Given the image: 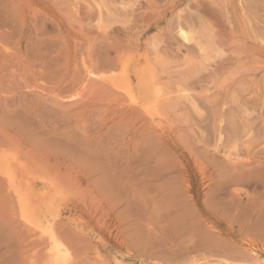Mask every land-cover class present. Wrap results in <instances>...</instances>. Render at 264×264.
Segmentation results:
<instances>
[{
  "label": "rangeland",
  "instance_id": "374dc122",
  "mask_svg": "<svg viewBox=\"0 0 264 264\" xmlns=\"http://www.w3.org/2000/svg\"><path fill=\"white\" fill-rule=\"evenodd\" d=\"M2 153L70 257L0 173V264H264V0H0Z\"/></svg>",
  "mask_w": 264,
  "mask_h": 264
},
{
  "label": "bare ground",
  "instance_id": "6f19581e",
  "mask_svg": "<svg viewBox=\"0 0 264 264\" xmlns=\"http://www.w3.org/2000/svg\"><path fill=\"white\" fill-rule=\"evenodd\" d=\"M181 31V35L183 36V38L185 40H191L192 37L190 35V33L185 30L184 28H181L180 29ZM133 60V59H131ZM130 60V62H131ZM124 61V60H123ZM138 61V60H137ZM122 62V61H121ZM135 62L134 60L132 61V63ZM131 63V64H132ZM135 65V64H134ZM133 65V67H134ZM144 67V66H143ZM149 67V66H148ZM137 69V68H136ZM114 70V69H113ZM116 70V69H115ZM135 70V69H134ZM153 70V69H152ZM151 70V71H152ZM136 71V70H135ZM143 71V70H142ZM150 71V69H149ZM101 72V71H100ZM129 64L125 62H122L119 67L117 68V71L112 74L110 77H109V81H110V84L113 86L114 89H116L117 91H120V94H121L123 97H124V100H128L130 102V104L134 105L137 107V109L139 108V110L143 111V114L144 112L148 113V115H150L151 117H155L154 116V110H157V107H158V102H159V98L161 99V95L160 92L157 90L156 92V96H154V99L152 98V93L150 92V88H151V84L150 82L147 83V81L145 82L144 78L139 75V82H138V86H135L132 79H131V75L129 74ZM133 72V71H132ZM136 72H134V75ZM149 73V72H148ZM88 74L89 76H92L94 78H96L97 76H99L94 70H89L88 71ZM138 74V73H137ZM151 74V73H149ZM146 75V74H145ZM138 76V75H137ZM144 76V75H143ZM147 76V75H146ZM106 77V76H105ZM135 77V76H134ZM99 78V77H97ZM137 79V78H136ZM150 81V80H149ZM136 82V81H135ZM157 87V86H156ZM157 89V88H156ZM159 89V88H158ZM152 91V90H151ZM155 91V90H154ZM185 91V90H184ZM183 92V91H182ZM187 92V91H185ZM190 93V92H189ZM152 96H151V95ZM173 94V93H172ZM181 94V93H180ZM184 95V93L182 94ZM189 96H192V95H189ZM126 97V99H125ZM185 97H187V101L189 103V99H188V95ZM178 98H182L178 96ZM184 98V96H183ZM182 98V99H183ZM191 98V97H190ZM186 99V98H184ZM192 100V99H191ZM127 101V102H128ZM193 101V100H192ZM129 102L127 103L129 105ZM192 103V102H191ZM192 105V104H191ZM135 107V108H136ZM163 107V106H162ZM160 111V110H159ZM145 113V114H146ZM159 113V112H158ZM147 115V114H146ZM159 115V114H158ZM150 116L148 117L150 119ZM154 120V119H153ZM156 121V120H155ZM159 122V121H157ZM156 123V122H155ZM4 152V151H3ZM227 152V150H226ZM6 153V152H5ZM5 153H2L0 154V173L2 174V177L5 179V182L7 184V189L9 190V192L13 195V199L17 200L16 202L19 203L20 205V208H21V218L24 223L23 224H26L29 228V230L31 229L34 233H38L40 236L42 237H45V239L49 242L52 243V247H51V255L54 256V258L57 260L60 259H65L69 256V248L66 247V245H64L62 242L64 241H60V237L58 238L57 234L54 232V230L50 227V228H47L46 226H44L43 224L39 223L38 221H36L35 217H34V212L35 210L33 211V207H31L30 205V194L32 193L28 187L26 189V186H28L29 182L27 181L28 179H26L24 177V174H18V172L20 173V171L18 169H16V164L18 163L17 162V157L16 156H10V155H6ZM228 153V152H227ZM233 154V153H232ZM20 158V157H19ZM22 160V159H21ZM18 166V165H17ZM24 167V166H23ZM27 169V168H26ZM18 170V172H17ZM22 171V170H21ZM27 172V171H26ZM30 172V171H29ZM27 176L28 173H27ZM26 176V177H27ZM30 179L31 183H32V180L30 177H27ZM33 179V178H32ZM47 181V180H46ZM51 183V182H50ZM48 184V183H47ZM55 184V183H54ZM53 184V185H54ZM34 186V184H33ZM56 186V185H55ZM54 186V187H55ZM32 186H30L29 188H31ZM46 187V186H45ZM43 187V188H45ZM49 187V186H48ZM53 187V186H52ZM38 188V187H36ZM42 188V187H41ZM33 189V187H32ZM40 189V188H39ZM51 189V188H50ZM34 190V189H33ZM38 190V189H37ZM44 193L46 192L47 194V190H43ZM55 191V190H54ZM36 192V191H35ZM42 192V191H41ZM40 192V193H41ZM50 192V191H49ZM58 192V191H56ZM61 193V192H60ZM59 193V194H60ZM11 195V197H12ZM35 195V194H34ZM41 195H44L45 194H41ZM52 195V194H51ZM36 196V195H35ZM48 196V194H47ZM47 196H45L47 198ZM54 198L55 197V194L53 195ZM52 196V197H53ZM37 197V196H36ZM38 198V197H37ZM37 198H34L37 200ZM46 200V198L44 199V197L42 196L40 198V200ZM49 198V196H48ZM53 198V199H54ZM39 199V198H38ZM38 201V200H37ZM49 201V200H48ZM47 202H44V203H48ZM50 201H51V198H50ZM53 201V200H52ZM51 201V202H52ZM42 202V201H41ZM55 203V201L53 202V204ZM49 204V203H48ZM35 205V204H34ZM43 205V204H42ZM49 205H47L48 207ZM52 206V205H50ZM16 208V207H15ZM37 208V207H36ZM40 210V209H39ZM59 210V209H58ZM41 211V210H40ZM47 211V210H46ZM38 212V211H37ZM45 212V211H44ZM39 213V212H38ZM47 214V212H46ZM45 215V214H44ZM43 216V215H41ZM40 216V217H41ZM46 218V217H45ZM51 218V217H50ZM50 220V219H49ZM58 220V219H57ZM22 221V222H23ZM45 221V219H44ZM48 223V222H47ZM50 223V222H49ZM53 223V222H52ZM45 224V223H44ZM54 224V223H53ZM33 233V234H34ZM30 234V233H29ZM33 238V237H32ZM50 245V243H48ZM48 248V247H47ZM70 257V256H69ZM63 261V260H62ZM256 263V262H255ZM258 263V262H257Z\"/></svg>",
  "mask_w": 264,
  "mask_h": 264
}]
</instances>
